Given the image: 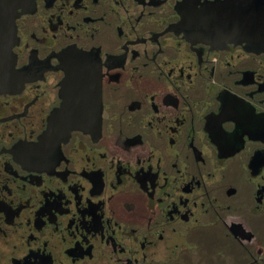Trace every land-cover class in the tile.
Masks as SVG:
<instances>
[{
  "label": "flooded vegetation",
  "instance_id": "obj_1",
  "mask_svg": "<svg viewBox=\"0 0 264 264\" xmlns=\"http://www.w3.org/2000/svg\"><path fill=\"white\" fill-rule=\"evenodd\" d=\"M263 3L0 0V264H264Z\"/></svg>",
  "mask_w": 264,
  "mask_h": 264
},
{
  "label": "water",
  "instance_id": "obj_2",
  "mask_svg": "<svg viewBox=\"0 0 264 264\" xmlns=\"http://www.w3.org/2000/svg\"><path fill=\"white\" fill-rule=\"evenodd\" d=\"M263 8H264V3L258 4L257 14L255 15V18H254L255 19L254 23L257 24V36L255 33V35L253 37V40H254L253 45L255 44L257 46L258 50L264 49V10H263ZM255 38H256V41H255ZM247 42H250V40L247 39ZM0 45H4V44L0 43ZM72 110L75 111L74 113H76V115L65 117V122H64L65 127L62 130L63 136H65V137L68 136L70 131H72L73 129H78L80 126L81 127L87 126L90 124V122H89L90 120H92V121L96 120L93 117L77 113L76 112L77 109H75V108H72ZM62 119H63V116L59 115V110H58L57 113L54 115V117L51 118V126H49L48 134H50V132L53 130L54 126H59L62 124Z\"/></svg>",
  "mask_w": 264,
  "mask_h": 264
},
{
  "label": "rangeland",
  "instance_id": "obj_3",
  "mask_svg": "<svg viewBox=\"0 0 264 264\" xmlns=\"http://www.w3.org/2000/svg\"><path fill=\"white\" fill-rule=\"evenodd\" d=\"M262 222H263L262 224H264V218H263V221H262ZM263 227H264V225H263ZM211 233H212V232H211ZM212 234H215V233L213 232ZM199 245H200L199 253L202 254V255H203V253H205V252H210V250L213 249V248L215 247V245L212 244V243H209L207 239H205L204 242L201 241V242L199 243ZM223 248H224V245H223ZM225 249H226V247H225ZM229 253H230V252H229ZM231 256H232V254H231ZM233 256H234V255H233Z\"/></svg>",
  "mask_w": 264,
  "mask_h": 264
}]
</instances>
